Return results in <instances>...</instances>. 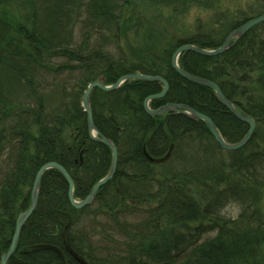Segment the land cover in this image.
<instances>
[{
  "label": "trees",
  "instance_id": "obj_1",
  "mask_svg": "<svg viewBox=\"0 0 264 264\" xmlns=\"http://www.w3.org/2000/svg\"><path fill=\"white\" fill-rule=\"evenodd\" d=\"M0 1L22 12H0V264L46 150L71 152L78 199L108 173L112 150L91 139L82 105L98 77L113 84L122 75L154 70L170 88L153 108L188 105L211 117L230 142L247 132L248 124L211 87L181 77L170 58L184 43L220 46L231 30L264 13V0ZM136 2L141 8L127 13ZM193 8L197 22L187 26ZM148 11H159L155 24L171 18L175 36L156 25L149 29ZM180 64L217 82L255 119L250 142L227 151L201 119L149 115L144 101L159 83L131 79L116 90L93 89L94 123L118 148L116 173L94 204L78 210L66 177L46 171L37 208L8 264H63L54 251L33 249L43 243L60 247L67 264H80L75 255L87 264H264V21L224 53L189 51ZM170 150L164 162L150 158ZM50 160L69 162L43 163ZM231 207L233 216L222 214ZM96 235L104 236L105 246L98 247Z\"/></svg>",
  "mask_w": 264,
  "mask_h": 264
},
{
  "label": "water",
  "instance_id": "obj_2",
  "mask_svg": "<svg viewBox=\"0 0 264 264\" xmlns=\"http://www.w3.org/2000/svg\"><path fill=\"white\" fill-rule=\"evenodd\" d=\"M262 21H264V15L256 17V18L246 22L243 26H241L240 28H238L235 31H233L232 33H230L227 36V38L225 39V42L223 43V45L216 50L206 51L200 47H196L193 44H185L182 47H180L175 52V54L173 55V66L176 69L177 73L181 77L187 79L190 82H193V83H196L199 85L210 86L211 88H213L219 102L222 105H224L234 116H236L238 119H240L242 121H245L249 125L250 130L242 141H240L238 143H234V144L226 141L224 139V137L218 131V129H217L214 121L211 119V117L191 108L188 105H184V104H180V103H169L168 105L161 107L159 109H151L149 107V101L153 98L163 97L164 94L167 93V91L169 90L170 85H169L168 81L162 77H159V76L150 77L148 75L140 74V73H135V74L132 73V74L125 75L124 77H122L120 79V81H118V83H116L112 87H106V86L102 85V83H100V82H97V83L95 82L89 86V88L85 94V97H84L83 106L89 114L88 126L90 129V132H92L93 130H96V132H97V129L94 125L92 110H91L90 105H89L90 93H91V90L93 87H96V85H97V86L101 87L102 89L110 90V88H112V89L117 88L124 80H127V79L135 78V79H145V80H156V81H159V82L164 84V90L162 93H160L158 95H152V96H149L145 99L144 107H145V110L148 114H150V115H161V114H164L166 112H175V113L185 114L188 117H190L191 119H202L208 124V126L212 132V135L214 136L216 141L219 143V145L223 149H225V150H237L239 148L244 147L252 136L253 130L256 126L255 120L248 117L247 115L241 114V111L238 110V108L235 106V104L231 100L226 98V96L223 94L220 86L216 82L211 81V80L206 79V78H200V77L193 76L190 73H188L187 71H185L184 69H182L177 63V56L183 50H191V51L197 52V53L202 54V55H207V56L218 55V54L230 49L233 45L236 44V42H234L233 44L230 43V41L233 37H236L237 39H239L240 37H242V35H244L254 25H256ZM96 140L101 142V143L108 145L111 148L112 153H113L112 165H111V169L108 172V174L92 188V191H91L88 199H86L84 201L77 202L74 200L73 195H72V189H73L72 179H71L70 175L66 172V170H64V168L62 166H60L58 164H53V163H48L47 165H45V167H50V166L56 167L60 171H62L63 174H65V176L68 178V180L70 182V190H71L70 201L73 205L74 204L77 205V207H81L84 204L85 205L90 204L92 202V200L94 199L93 197L95 196L97 191L104 184H106L108 181H110L116 173V168H117V163H118V152H117L116 145L110 139L103 137L102 135L100 136V138H96ZM169 155H170V152L162 160L167 159L169 157ZM43 169L44 168H42L41 172L39 171L38 174L36 175V180H35L33 191H32V203H31L29 209L20 213V215L18 217V220L16 223V230H15V233H14L12 241H11L10 249L8 250L7 253H5L2 256V264H7L8 260L11 258V256L15 252L19 238H20V235H21V232H22V229H23L25 223L27 222V220L29 219V217L33 214V212L35 211V209L37 207L38 196H39V191H40V183H41L40 181H41L42 176H43ZM35 248L36 249L52 250V251L56 252L57 255L64 261V255H63L62 251L56 246L48 245V244H42V245L35 246Z\"/></svg>",
  "mask_w": 264,
  "mask_h": 264
},
{
  "label": "bare ground",
  "instance_id": "obj_3",
  "mask_svg": "<svg viewBox=\"0 0 264 264\" xmlns=\"http://www.w3.org/2000/svg\"><path fill=\"white\" fill-rule=\"evenodd\" d=\"M140 4L138 3V2H136V3H134V4H132V5H130V6H128L127 8H126V10H127V13L129 12V13H132V12H135L137 9H138V6H139ZM141 8V6H139V9ZM13 9H15V10H13ZM138 9V10H139ZM12 11H16L19 15H21L22 14V12H21V10H20V7H19V5L18 6H13V5H8L6 2H1L0 1V12L3 14V15H10L11 14V12ZM25 23H26V21H25ZM246 23V22H245ZM245 23H243V24H241V25H239L238 27H236V28H234L233 30H231L228 34H230V33H232L233 31H235L236 29H238V28H240L241 26H243ZM244 35H242V37H243ZM241 37V38H242ZM167 66V65H166ZM181 68H183V66L182 65H179ZM162 67L164 68V66H163V64H162ZM170 67H172V69H174V66H173V59H172V57L170 58ZM166 68V67H165ZM164 68V69H165ZM169 69H166V71H168ZM145 75H148V76H150V77H156V76H159V77H162V78H165V76H163V75H161V74H158V73H156L154 70H150V72H148V73H144ZM147 81H151V82H156V83H158L156 80H147ZM160 85L158 86L159 87V89L157 90H155L151 95H149V96H152V95H158V94H160V93H162L163 92V90H164V87H163V85H162V83H159ZM161 86V87H160ZM168 92V91H167ZM167 96V93H165L164 94V96L163 97H166ZM227 98V97H226ZM227 99H229V98H227ZM230 100V99H229ZM77 101V100H76ZM145 103V102H144ZM149 106H150V108L151 109H153V105L152 104H149ZM145 108V107H144ZM192 108V107H191ZM194 109V108H193ZM196 110V109H195ZM198 111V110H197ZM200 112V111H199ZM241 114H243V115H247L248 117H250V118H252L248 113H246V112H244V111H241ZM253 119V118H252ZM240 120V119H239ZM240 121H242V120H240ZM242 122H244V123H246L245 121H242ZM247 124V123H246ZM255 129H256V126H255V128H254V130H253V133H252V136H251V138H250V140L252 139V137H253V135H254V132H255ZM249 130H250V128H249V125H248V130H247V132L244 134V136L239 140V141H228V142H230V143H232V144H234V143H238V142H240V141H242L243 139H244V137L248 134V132H249ZM215 139V138H214ZM216 140V139H215ZM250 140L246 143V144H248L249 142H250ZM62 145H63V142H62ZM62 149H64V147H62ZM227 151H232V150H227ZM57 157H59V158H61L62 160H67V161H69L68 163L66 162V161H63V163L65 164V167L63 166V165H61L59 162H57V161H49V162H47V163H43V161H48L49 159H51V158H54V159H56ZM48 163H53V164H60V166H62L63 168H64V170H66V172L67 173H69L70 174V172L69 171H74V164H75V159L72 157V155H71V152H67V153H64V151H62V152H60V153H50L49 151H45L41 156H40V161H39V164H38V171H37V173L35 174V177H33V181H32V184H31V186H26V188H28L30 191H31V193H32V191H33V187H34V183H35V180H36V175L38 174V172L40 171L41 172V169L42 168H44L43 169V174L46 172V171H48V170H50L51 169V166L50 167H45V165H47ZM61 172V171H60ZM48 173V172H47ZM62 173V172H61ZM108 174V173H107ZM106 174V175H107ZM49 175H51V176H53V177H55V173H53V172H49ZM105 175V176H106ZM104 176V177H105ZM103 177V178H104ZM103 178H101V179H103ZM41 181H42V179H41ZM40 181V182H41ZM41 187H42V183H40V189H41ZM91 191H92V189L90 190V192H89V194H87L83 199H82V201H84V200H86V199H88V197H89V195H90V193H91ZM94 199L92 200V202L90 203V204H87V205H83V206H81V207H77V205H73L72 203V207L74 208V209H78V210H81V209H83V208H85V207H87V206H91L92 204H94V202H95V199H96V194H95V196L93 197ZM31 203H32V194H31V196H30V201H29V206H28V208L27 209H29V207H30V205H31ZM26 209V210H27ZM232 209V207L231 208H227L226 210H224L223 212H222V214H225V213H227V214H229V215H231V216H233L232 214H230L231 212H229V210H231ZM26 210H23V211H26ZM22 212V211H21ZM222 214H220V215H222ZM226 215H224V219L227 221V219H226V217H225ZM97 228V227H96Z\"/></svg>",
  "mask_w": 264,
  "mask_h": 264
},
{
  "label": "rangeland",
  "instance_id": "obj_4",
  "mask_svg": "<svg viewBox=\"0 0 264 264\" xmlns=\"http://www.w3.org/2000/svg\"><path fill=\"white\" fill-rule=\"evenodd\" d=\"M233 11V10H232ZM145 12V11H144ZM149 12V14H152V15H150L149 16V22L151 23V24H154V26H150V28L149 29H154L155 28V25H156V29L158 30V29H160V30H162V31H164V32H166L167 33V35H172V36H175L174 35V33H175V29H174V27L171 25V24H173L172 22H173V20L171 19V18H161L160 20H159V23H157V24H155L154 23V19H155V17H156V15L158 14V12H154V11H148ZM197 14V12H196V10L194 9V10H192L188 15H185V16H187L186 17V21H185V24L187 25V26H190V25H193L194 23H195V19H196V15ZM177 20V19H176ZM175 20V23L177 22ZM144 21H147V19L146 18H142V21H141V24L144 22ZM138 26H140V25H138ZM138 26H137V28H138ZM162 26H165V27H162ZM141 28H142V26H141ZM162 28V29H161ZM145 31V30H144ZM136 33V32H135ZM135 33L133 34V37H134V35H135ZM172 38V37H171ZM233 209V208H232ZM232 209L231 210H229V212H232ZM95 239H96V241H97V245H98V247L100 248V246L102 247V245H106V243H104L103 242V240H104V236H97L96 235V237H95ZM100 245V246H99Z\"/></svg>",
  "mask_w": 264,
  "mask_h": 264
}]
</instances>
